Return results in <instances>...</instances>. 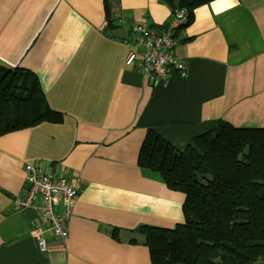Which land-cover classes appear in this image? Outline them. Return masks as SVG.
<instances>
[{
    "label": "crops",
    "instance_id": "0c3cea01",
    "mask_svg": "<svg viewBox=\"0 0 264 264\" xmlns=\"http://www.w3.org/2000/svg\"><path fill=\"white\" fill-rule=\"evenodd\" d=\"M116 11L127 31L172 18L162 0ZM107 25L103 0H0V64L34 73L63 115L0 136V264H152L141 227L183 223L185 195L138 165L148 129L185 150L222 122L264 128V0L198 6L176 33L188 75L167 84L128 66L129 43ZM26 164L81 182L67 237L45 234L44 251L42 200L15 206Z\"/></svg>",
    "mask_w": 264,
    "mask_h": 264
},
{
    "label": "trees",
    "instance_id": "16d2710c",
    "mask_svg": "<svg viewBox=\"0 0 264 264\" xmlns=\"http://www.w3.org/2000/svg\"><path fill=\"white\" fill-rule=\"evenodd\" d=\"M103 1L112 32L119 28V0ZM162 1L172 16L186 9L191 20L198 6L214 0ZM62 116L34 73L0 64V136ZM138 165L185 195L183 223L141 227L152 264H264V128L222 122L185 150L150 128Z\"/></svg>",
    "mask_w": 264,
    "mask_h": 264
},
{
    "label": "built area",
    "instance_id": "2783aa9c",
    "mask_svg": "<svg viewBox=\"0 0 264 264\" xmlns=\"http://www.w3.org/2000/svg\"><path fill=\"white\" fill-rule=\"evenodd\" d=\"M190 13L179 9L162 28L145 23H135L127 31L126 41L131 49L127 55L128 66L138 65L142 74L153 85L167 84L178 75H188L187 60L176 55V31L189 21ZM27 194L15 200L16 208L34 204L42 200V214L45 227H36L33 233L38 237L42 251L46 250L45 234L66 238L67 220L72 214L77 194L81 188L80 180L72 181L65 171L61 174L45 173L32 164L25 165Z\"/></svg>",
    "mask_w": 264,
    "mask_h": 264
},
{
    "label": "water",
    "instance_id": "95a60500",
    "mask_svg": "<svg viewBox=\"0 0 264 264\" xmlns=\"http://www.w3.org/2000/svg\"><path fill=\"white\" fill-rule=\"evenodd\" d=\"M112 34L115 35V36H117V37L126 39V37H127V30L124 29V28H117V29L112 30Z\"/></svg>",
    "mask_w": 264,
    "mask_h": 264
}]
</instances>
